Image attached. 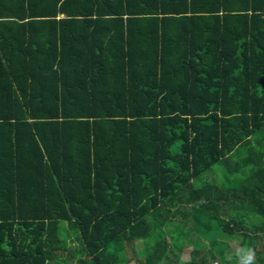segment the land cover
I'll use <instances>...</instances> for the list:
<instances>
[{"label": "trees", "instance_id": "obj_1", "mask_svg": "<svg viewBox=\"0 0 264 264\" xmlns=\"http://www.w3.org/2000/svg\"><path fill=\"white\" fill-rule=\"evenodd\" d=\"M246 248L264 264V0H0V264Z\"/></svg>", "mask_w": 264, "mask_h": 264}, {"label": "clouds", "instance_id": "obj_2", "mask_svg": "<svg viewBox=\"0 0 264 264\" xmlns=\"http://www.w3.org/2000/svg\"><path fill=\"white\" fill-rule=\"evenodd\" d=\"M238 257L239 264H254V252L251 249H242Z\"/></svg>", "mask_w": 264, "mask_h": 264}, {"label": "rangeland", "instance_id": "obj_3", "mask_svg": "<svg viewBox=\"0 0 264 264\" xmlns=\"http://www.w3.org/2000/svg\"><path fill=\"white\" fill-rule=\"evenodd\" d=\"M72 245L73 246H76V242L75 241H72ZM238 249V247H237V243H231V244H229L228 246H227V249H225L226 250V253H231V252H233L232 250H237ZM188 253H189V250H185L184 251V254H183V259H186L187 258V255H188ZM133 264V263H132ZM213 264H215V263H213Z\"/></svg>", "mask_w": 264, "mask_h": 264}]
</instances>
